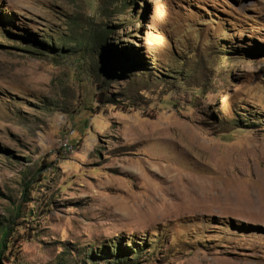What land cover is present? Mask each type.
<instances>
[{"label":"rangeland","instance_id":"obj_1","mask_svg":"<svg viewBox=\"0 0 264 264\" xmlns=\"http://www.w3.org/2000/svg\"><path fill=\"white\" fill-rule=\"evenodd\" d=\"M3 226L0 264H264V0H0Z\"/></svg>","mask_w":264,"mask_h":264},{"label":"trees","instance_id":"obj_2","mask_svg":"<svg viewBox=\"0 0 264 264\" xmlns=\"http://www.w3.org/2000/svg\"><path fill=\"white\" fill-rule=\"evenodd\" d=\"M103 13H106V12H103ZM103 29H104V27H103ZM104 31L106 32L107 30H105L104 29ZM96 33V32H95ZM103 36V35H102ZM94 37L95 36H93V40H94ZM93 45H95V40H94V44ZM36 47H38V49H43V48H45L46 49V51L45 52H49V53H51V52H56L57 50H56V47L54 46V45H35ZM84 47H87L86 45L84 46ZM87 108V107H86ZM17 211V210H16ZM7 233H8V227H2V228H0V257H1V253H2V251H3V249H4V247H5V242H6V235H7Z\"/></svg>","mask_w":264,"mask_h":264},{"label":"built area","instance_id":"obj_3","mask_svg":"<svg viewBox=\"0 0 264 264\" xmlns=\"http://www.w3.org/2000/svg\"><path fill=\"white\" fill-rule=\"evenodd\" d=\"M62 145H63L64 150H70L71 149V146L68 145L66 142H63Z\"/></svg>","mask_w":264,"mask_h":264},{"label":"bare ground","instance_id":"obj_4","mask_svg":"<svg viewBox=\"0 0 264 264\" xmlns=\"http://www.w3.org/2000/svg\"><path fill=\"white\" fill-rule=\"evenodd\" d=\"M195 191H197V192H199L200 190H195ZM127 207V206H126ZM123 208H125V207H123ZM126 209V208H125ZM131 209H133L132 207H131ZM134 210V209H133Z\"/></svg>","mask_w":264,"mask_h":264}]
</instances>
